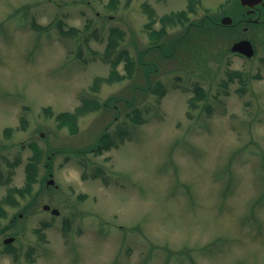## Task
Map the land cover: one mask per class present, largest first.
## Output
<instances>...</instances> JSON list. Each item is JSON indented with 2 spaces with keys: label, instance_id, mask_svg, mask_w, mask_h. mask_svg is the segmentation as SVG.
Wrapping results in <instances>:
<instances>
[{
  "label": "rangeland",
  "instance_id": "rangeland-1",
  "mask_svg": "<svg viewBox=\"0 0 264 264\" xmlns=\"http://www.w3.org/2000/svg\"><path fill=\"white\" fill-rule=\"evenodd\" d=\"M189 2L0 0V227L22 211L0 264H264V22L214 29L236 0ZM180 9L193 11L152 40L151 18ZM241 36L251 58L230 51ZM119 52L132 72L124 58L107 81ZM83 99L97 108L60 126ZM105 130L119 145L93 152ZM29 142L38 178L54 152L57 186L6 203Z\"/></svg>",
  "mask_w": 264,
  "mask_h": 264
},
{
  "label": "trees",
  "instance_id": "trees-1",
  "mask_svg": "<svg viewBox=\"0 0 264 264\" xmlns=\"http://www.w3.org/2000/svg\"><path fill=\"white\" fill-rule=\"evenodd\" d=\"M191 3H192V0L190 1L189 7H191ZM154 18H151V21L147 24V27H149V29H150L149 30V36L152 39L158 41L163 36V33L165 31L166 26L167 25H174V24H176L179 21L181 22L182 20L187 18V12L185 10H182V11H178V12H175V13L162 15L159 18V22H160L159 29L152 28V24L156 20ZM190 26H191V24H189L187 27H190ZM187 32H188V30L183 33L181 38L184 39L188 35ZM112 43H113V41H110L109 44H112ZM172 48H174V47H172ZM120 57L121 56L116 57L114 59V61H112V63H111L112 69H111V72H110V78H112V77H116V78H120L121 77L122 78V76L117 75V73L114 70V67L120 61L119 60ZM125 57L127 59L126 55H125ZM125 68H127L128 73L132 72L131 69H130V66H129V59H127V67L125 66ZM232 73L236 74V75H240V73L237 72V71H234ZM156 85H157L156 86L157 88H160V85H158V84H156ZM194 91H195V95L191 98V104L195 103L194 102L195 98L205 97V91H204V89L202 87L197 86V87L194 88ZM96 108H97V103H96L95 100H93V99H83L81 101V104L75 109L74 112L58 113L56 115V119L59 120V125L60 126H69L73 130H76L77 114L86 113L88 111L95 110ZM47 110L49 111V108H47ZM120 133H121V131H120ZM100 142H101V146H104L106 148L110 147V145L114 144L113 143L114 141L112 140V138L109 135H107L106 133H104L101 136ZM29 145H30L31 150H32L33 153L29 157V161L27 162V164L25 165V168H24V173H25L24 174V183L19 189H17L16 187H10L9 188L8 195L6 197V199H9L8 202H11V203L15 202L14 201V196L12 195V192H14V191L19 193L20 196H22V197H24L27 194H31V190H32L33 184L39 180V178L37 177V162H38V160L40 158V155H41L40 154V150L38 149V147L34 143H30ZM100 148L101 147H99V149Z\"/></svg>",
  "mask_w": 264,
  "mask_h": 264
},
{
  "label": "water",
  "instance_id": "water-1",
  "mask_svg": "<svg viewBox=\"0 0 264 264\" xmlns=\"http://www.w3.org/2000/svg\"><path fill=\"white\" fill-rule=\"evenodd\" d=\"M262 0H240V3L242 5H248V6H254L258 3H260ZM221 23L223 24H229L231 23V17L225 15L221 18ZM231 50L232 51H237V52H240V53H243L245 54L246 56H251L253 54V48H252V45L251 43L249 42V40L247 39H243V40H240V41H237L235 42L232 47H231ZM53 179L50 178L47 180V184H53ZM43 208L44 209H48L49 206L48 205H43ZM52 213H55L57 214L58 211L56 209H52L51 210ZM12 240V237H9L7 239H5L4 241L7 242V241H10Z\"/></svg>",
  "mask_w": 264,
  "mask_h": 264
},
{
  "label": "flooded vegetation",
  "instance_id": "flooded-vegetation-1",
  "mask_svg": "<svg viewBox=\"0 0 264 264\" xmlns=\"http://www.w3.org/2000/svg\"><path fill=\"white\" fill-rule=\"evenodd\" d=\"M261 17H264V3L254 7L241 6L238 17H236L232 27H235L236 30L237 27H240L242 31H246L248 24L253 22V19H260Z\"/></svg>",
  "mask_w": 264,
  "mask_h": 264
}]
</instances>
